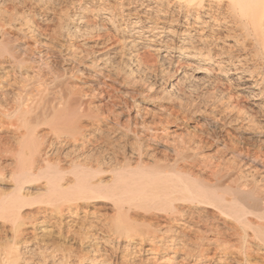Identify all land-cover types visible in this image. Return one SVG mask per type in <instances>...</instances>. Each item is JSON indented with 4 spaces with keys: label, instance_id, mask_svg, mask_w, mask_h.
I'll return each mask as SVG.
<instances>
[{
    "label": "bare ground",
    "instance_id": "obj_1",
    "mask_svg": "<svg viewBox=\"0 0 264 264\" xmlns=\"http://www.w3.org/2000/svg\"><path fill=\"white\" fill-rule=\"evenodd\" d=\"M7 1L0 0V65L8 64L13 70L0 77V182L10 181L11 189L6 186L4 189L9 191L0 189V220L11 224L9 227L13 233L10 239H4V245L0 244V264H24L23 260L28 261L26 252L33 254V258L37 256L34 264H74L70 258L77 255L72 256L75 253L73 246L76 245L61 241L60 236H57L59 240L56 236L52 238V233L48 234L52 239H46V235L34 248H22L25 241L20 238L25 224L23 210L35 204L42 208L41 205H49L54 208L52 212L57 213H54L57 217L64 215L66 209L73 215V210L80 207L81 201L90 200L113 203L115 215L101 221L98 227L100 233L94 226L95 231L92 228L88 230L91 226H87L84 223L85 217H82L84 221L79 226L83 236L89 234L94 240L101 238L103 242L108 240L114 244V241L124 238L128 241L125 247L132 242H138L140 247L148 244L146 250L152 254L147 258L152 262L149 264H156L161 258L169 262L176 261L180 254L181 259L178 260L181 262L178 264H210L213 256H217L216 264H264V184L261 185L264 174V139L258 138V142L252 144L253 147L234 145V139L232 143L226 142L225 146L232 144L228 154L241 162L233 168L225 167L221 161L214 163L204 158L199 160L201 154H206L201 153L204 146H200L199 141L185 143L191 154L175 148L177 155H171L168 153L171 147L166 145L169 141L163 144L157 139L159 116L152 107L156 94L151 87L145 89L147 93L143 99L124 98L119 99L121 102L118 103L111 99H118L119 96L116 98L114 92L104 89L110 88L112 82L97 78L100 90L96 88L97 91L92 95L87 92L85 96L74 95L71 82L55 73L57 71L52 70L54 66L51 68L53 57L51 59L50 55L53 51L49 54L48 47L47 50L44 48L45 51L39 49L44 42L32 24L34 21L27 16L22 23H17L18 18L8 16L12 12L7 10L9 4L7 9L2 6ZM57 2L37 0L42 7H52L53 4L54 8ZM78 3L76 9L72 7V11H68L70 5L65 11L64 8L58 10L59 13L68 11L61 17L56 14L60 18L59 25L55 23L60 27V37L64 33L77 38L82 35L87 37L85 35L96 32L104 37L103 43L108 49L120 43L117 47L113 46L110 52L97 55L93 64L101 60L107 66L106 70L110 71V68L116 66L114 63L120 62L126 79L132 82L137 77L145 78L146 71L157 68V60L161 65L169 67H163L166 71L178 70L177 66L185 67L187 70H183L182 74L188 79V91H193L194 87L199 90L200 83L207 84L212 90H208L206 85V93L211 91L213 95H210L214 96L215 102L234 110L240 109L238 114H243V120L250 123L256 121L254 113L264 111V0H195V4L193 0H81L79 6ZM35 5L33 7L37 8ZM95 10L102 15L96 17L98 21L91 22L92 19L87 18L84 12L93 15ZM54 20L51 19V22ZM28 34L33 40L32 45L27 42ZM43 36L46 38L45 33ZM101 46H104L102 42ZM47 69L50 71L48 77ZM163 74L162 77L165 71ZM181 78H178L180 80L177 84H170L173 86L170 91L166 90L167 94L173 92L171 89L176 88L175 85L185 86L187 80ZM57 87L60 88L57 90ZM97 92L99 96H96ZM88 94L92 97L87 98ZM103 94H108V98H102ZM243 95L252 105H241ZM95 97L99 98L95 100ZM161 112L164 117L165 113ZM168 122L169 119H166L160 123L165 125ZM257 122L263 124L264 118ZM250 126L248 123V128ZM166 127H163L164 133L167 132ZM190 157L198 159L199 165L191 163L194 166L188 169L181 162ZM228 179L232 182L227 184ZM161 218L164 222L160 221ZM76 221L71 222L72 225ZM99 242L95 241L93 245L99 246ZM119 246V243L115 247L111 245L113 248ZM105 254L108 256V251ZM97 259L98 256H93L89 264H95ZM78 263L82 264L80 260Z\"/></svg>",
    "mask_w": 264,
    "mask_h": 264
},
{
    "label": "rangeland",
    "instance_id": "obj_2",
    "mask_svg": "<svg viewBox=\"0 0 264 264\" xmlns=\"http://www.w3.org/2000/svg\"><path fill=\"white\" fill-rule=\"evenodd\" d=\"M20 0H8L7 2H9V3H4V5L2 4V6L3 7H5V9H7L6 7L8 6L7 4H9V7H8V11H12V12H10L9 14H8V16H10V17H12L13 19H16V18H18V20H17V23H22L24 20H26V18H28L27 16H29V18H30V20L33 22L32 24H34L35 25V27L37 28L36 29V31L40 34V38L43 40V42H44V44H41L40 46H39V49L41 50L42 49V51H45V49L48 47L49 48V54L51 53V59H52V57H53V59H52V61H54V63H56V64H54L52 61H51V68L54 66V68L56 69H54V68H52V70L53 71H57V72H55V73H58L59 75H62V79L63 80H67V81H69V82H71V85H70V87L72 88V90H73V94L74 95H87V93H89L90 95H92L91 93H94V92H96L97 90H96V88H98L99 89V80H106L107 82L108 81H111L112 82V86L110 87L111 88V90H110V88H107V87H103L104 89H106V91H112V92H114V96L116 97V98H118L117 96H119V98L118 99H111V100H113V101H116V102H118V103H120L121 101L119 100V99H124L125 98V100H131V98L132 97H137V98H141V99H143V95H145L147 92H146V90L145 89H148V88H152V91L153 92H155V94H156V99H154V105H152V107H154V112H155V114L157 115V117L159 116V118H157V121H158V123H157V126H156V128L158 127V132H157V135H158V138L157 139H159L158 140V142H160V143H163V144H166L167 143V141H169L168 142V144H166V145H168L169 147H171V149L168 151V153H171V155H173V156H175V155H177V152H176V150H175V148H178V151H179V149H180V152H181V150L183 151V153H188V154H191V150H187L186 149V146L187 145H185V143H191L193 140L194 141H199V142H201V144H199L200 146H204L203 148H202V150H201V153H206V154H201L200 156L201 157H199L200 159L199 160H201V158H204L206 161H212V162H214V163H219L220 161L221 162H224V164L226 165L225 167H227V166H229V168H233V166L234 165H240L241 164V162L240 161H238L237 159H235L234 157H231L232 155H230V154H228V152H229V150H230V147L232 146V142H231V140L232 139H234L235 140V142L233 143L234 145H243V144H245V146H247L248 145V147H253V143H255V142H258V138H262V139H264V123L263 124H259L257 121H258V119H261V118H264V111H262V112H256V113H254L255 115H254V118H255V120L256 121H254L253 123H250V122H248V120H243V114H238V112H240V109H237V108H235V110L232 108V107H230V108H228V107H225V105L223 106V104H221V103H219V102H215V99H214V96L212 97L211 95H213V94H211V91H210V93L208 92V93H206L208 90H212V89H210V87L208 88V90H207V88H206V85H204L205 83H200L201 85H200V87L202 88H200V87H198L199 86V84H197V86L196 87H198V89L199 90H195V89H197V88H195L194 87V90L193 91H188L189 89H188V84H189V82H188V79H186V77H184L185 75L184 74H182V73H184V71H186L187 70V68H185V67H176V68H178V70L176 69V70H168V71H166L167 69H169V67L167 66H165V65H161V62L159 61V60H157V62H155V66H157V68L155 67V69H150V70H148V71H146V75H145V73H144V75L147 77H145V78H142V77H137V79H136V81H128L127 79H126V77H125V74H124V71L122 70V65L121 64H119L118 62L117 63H114V64H116V66H114V68H110V71H107L106 69H107V66H105L104 65V63L103 62H101V60H100V62L98 63V62H96L95 64H93V62L92 61H94V60H97V58H98V56H100V55H102V54H104L105 52H110V50H112V47L114 46V47H117V46H119L120 45V43H118V44H115V45H113L110 49H108L107 48V46H105V44L103 43L104 42V37L103 36H100V34L99 33H96V32H94V34L92 33V35H94L93 37H91L92 35H85V36H87V37H83V35L82 34H80V35H82V36H79L78 38L76 37V36H69V35H66V33H64V36L63 35H61V37H60V35H58L60 32V27L59 26H56V25H59V21H58V19H60L59 17H61L64 13H66V12H68V11H72L74 8H75V6H77V3L79 2L80 3V1L81 0H76V2L74 1V3L72 2L73 0H65V1H63V0H58V4H54V8H53V4H52V7L49 5V6H44V7H42V5L41 4H38L37 3V0H25V3H24V0L22 1L21 0V2H19ZM28 1V2H27ZM36 1V2H35ZM63 1V3H60V2H62ZM15 2V3H14ZM23 2V3H22ZM37 3L36 5H35V3ZM68 2V3H67ZM71 4H70V3ZM79 3H78V6H79ZM15 4H17V5H15ZM35 5V7H37V8H34L33 6ZM10 5H12V6H10ZM70 5V6H69ZM56 6V7H55ZM70 8H69V7ZM41 7V9H38V8H40ZM49 7V8H48ZM51 7V8H50ZM68 7V11H66V12H61V13H59L58 12V10H63V8H64V10L63 11H65L66 10V8ZM72 7H74V8H72ZM10 8V9H9ZM44 8V9H43ZM58 8V9H57ZM72 8V9H71ZM43 9V10H42ZM49 9V10H48ZM52 9V10H51ZM76 9V8H75ZM34 10V11H33ZM56 12V13H54V11ZM16 11H18V12H16ZM31 11L33 12V13H31ZM44 12V14H42L43 12ZM51 11V12H50ZM96 11V10H95ZM95 11H93V15H91V13L90 12H88V11H86V12H84V15H86V17L88 18L89 17V19L91 20V22H94V21H98V18L99 17H101V13H99V12H95ZM19 12H20V16H21V18H20V16H18L19 15ZM38 12V13H37ZM58 12V13H57ZM95 12V13H94ZM12 13V14H11ZM14 13V14H13ZM26 13H27V15H26ZM30 13V14H29ZM45 13H47V14H45ZM88 13V14H87ZM23 16H22V15ZM35 14H37V15H34ZM51 14V15H50ZM52 14H53V18L56 20H54L53 18H52ZM55 14V15H54ZM56 14L59 16H56ZM61 14V15H60ZM94 14H95V17H94ZM101 14V15H100ZM33 15V16H32ZM40 15V16H39ZM100 15V16H99ZM14 16H16V17H14ZM18 16V17H17ZM38 16V17H37ZM43 16V17H42ZM98 16V18H96ZM41 17V18H40ZM48 17V18H47ZM25 18V19H24ZM32 18H33V20H32ZM35 18V19H34ZM45 18V19H44ZM47 18V19H46ZM52 19V21L54 20V22H51V19ZM21 19V20H20ZM37 19V20H36ZM50 20V21H49ZM35 21L38 23L39 22V24L42 26H40L39 24H38V27L36 26V24L37 23H35ZM48 21V22H47ZM46 22V23H45ZM58 22V23H57ZM49 23V24H48ZM55 23H57L56 25H55ZM61 24V23H60ZM40 26V27H39ZM44 26H45V28H46V26H47V29H45L44 28ZM52 27V29L50 28V27ZM56 27V28H55ZM40 28V29H39ZM53 28H55V30H53ZM50 30V32L51 31H53L51 34H50V32H48L49 30ZM56 29L58 30L57 32H56ZM40 30H42V31H40ZM47 30V31H46ZM43 31H46V32H43ZM59 32V33H58ZM45 33V36H46V38L43 36V34ZM82 33V32H81ZM61 34H63V33H61ZM97 34H99V35H97ZM63 36V37H62ZM65 36H69L70 38H68V37H65ZM89 36V37H88ZM49 37V38H48ZM54 37V38H53ZM72 37H73V39H72ZM53 38V39H52ZM68 40H67V39ZM82 38H84V39H82ZM85 38H87V39H85ZM94 38V39H93ZM27 39V42L30 44V45H32L33 44V40L32 39H30V34H28V37L26 38ZM26 39L25 38H23V40L24 41H26ZM30 39V40H29ZM51 39V40H50ZM56 39V40H55ZM58 39H59V41H58ZM21 40V39H20ZM102 40V41H101ZM22 41V40H21ZM59 42V43H57V42ZM70 41L71 42H73V43H70ZM95 41H98L100 44H99V48H98V42H95ZM46 42H47V44H46ZM49 42V43H48ZM63 43V46H60V45H62V43ZM101 42H102V45H104V46H101ZM53 45H55V46H53ZM113 43V42H112ZM73 44V45H72ZM45 46V47H42V46ZM52 45V46H51ZM67 45H69L68 47H67ZM72 45V46H71ZM91 45V46H90ZM96 45V46H95ZM71 46V47H70ZM75 46V47H74ZM77 46V47H76ZM91 47V49H90V47ZM58 47V48H57ZM79 47V48H78ZM105 47H106V49H105ZM34 48V47H33ZM36 48V47H35ZM45 48V49H44ZM59 48H61V49H59ZM69 48H71V49H69ZM81 48H82V50H81ZM104 48V49H103ZM87 51H86V50ZM98 49V50H97ZM101 49H102V51H101ZM47 50V49H46ZM85 50V51H84ZM109 50V51H108ZM92 51V52H91ZM60 53V54H59ZM71 53V54H70ZM54 54H56V55H53ZM58 54V55H57ZM81 54V55H80ZM95 54V55H94ZM69 55H71V56H69ZM73 55V56H72ZM98 55V56H97ZM64 56V57H63ZM58 59V60H56V58ZM93 57V58H92ZM89 58V59H88ZM96 58V59H95ZM55 59V60H54ZM56 61V62H55ZM53 63V64H52ZM74 63H76V64H74ZM77 64H78V66H77ZM87 64V65H86ZM120 67H119V66ZM101 66V67H100ZM118 66V67H117ZM165 66V68H167V69H163V67ZM5 67V68H4ZM79 67V68H78ZM97 67H99L100 68V70L102 69V70H104L103 72V74H102V70L100 71L99 70V68H97ZM117 67V68H116ZM153 67V68H154ZM120 68V69H119ZM73 69V70H72ZM84 69V70H83ZM157 69V70H156ZM160 69V70H159ZM181 69V70H180ZM12 71L13 69L11 68V66L10 65H8V64H4V65H0V77H3V76H5V74L8 72V71ZM59 70V71H58ZM113 72H112V71ZM117 70V71H116ZM162 70V71H161ZM184 70V71H183ZM47 71V73L48 74H46V76L48 75H50L49 73H50V71L47 69L46 70ZM62 71V72H61ZM100 71V72H99ZM121 71V72H120ZM164 71H165V76L164 77H162L164 74ZM74 72V73H73ZM121 73V75H120V73ZM149 72V73H148ZM154 72H156V73H154ZM174 72V73H173ZM177 72V73H176ZM46 73V72H45ZM106 73V74H105ZM110 73V74H109ZM123 73V74H122ZM153 73V74H152ZM166 73H168V75L166 74ZM176 73V74H175ZM151 74V75H150ZM162 74V75H161ZM69 75V76H68ZM92 77H91V76ZM105 75V76H104ZM148 75L150 76V77H148ZM154 75V76H153ZM157 75H158V77H157ZM47 76V77H48ZM79 76V77H78ZM108 76V78H106L105 79V77H107ZM124 76V77H123ZM174 76V77H173ZM179 76V77H178ZM69 77H71V78H69ZM96 77V78H95ZM100 77V78H99ZM109 77H112V78H114V79H112V78H109ZM180 77H182L181 79H183L184 78V80L186 79L187 80V83H185V81H183L185 84V86L184 87H179L180 85L182 86L183 84H178L177 86L175 85V87L176 88H178V89H176V88H174V89H171V90H173V92H169V94H167L166 92V90H168V91H170V88H172V86L173 85H170V84H174V83H176L177 81L179 82V80L180 79H178V78H180ZM97 78L99 79V80H97ZM139 78H142V79H144V80H142V79H139ZM150 78H151V81H150ZM163 78H165V79H163ZM168 78V79H167ZM81 81H80V80ZM82 79H83V81H82ZM109 79V80H108ZM147 79V81H145ZM148 79H149V81H148ZM173 79V80H172ZM154 80V81H153ZM162 82H161V81ZM77 81V82H76ZM86 81V82H85ZM114 81V82H113ZM124 81V82H123ZM139 83H138V82ZM164 81V82H163ZM166 81L168 82V84L166 83ZM129 82V83H128ZM142 82V83H141ZM152 82H155V83H153L152 84ZM172 82H174V83H172ZM177 82V83H178ZM183 82H181V83H183ZM76 83V84H75ZM109 83V82H108ZM117 83V84H116ZM150 83V84H149ZM165 83V84H164ZM176 83V84H177ZM243 83V82H242ZM143 84V85H142ZM167 84V85H166ZM82 85V86H81ZM98 85V86H97ZM117 85L119 86L118 88H117ZM125 85H126V87H125ZM139 85H141V86H139ZM150 85V86H149ZM155 85V86H154ZM165 85H166V87H165ZM80 86V87H79ZM97 86V87H96ZM131 86V87H130ZM135 88H133V87ZM163 86V87H162ZM170 86V87H169ZM202 86H205V88H206V90H205V88H203ZM74 87V88H73ZM78 87V88H77ZM60 87H57V90L59 89ZM95 88V89H94ZM162 88V89H161ZM181 88H186V89H181ZM113 89V90H112ZM123 91H122V90ZM159 91H158V90ZM100 90V89H99ZM98 90V91H99ZM137 90V92H135V91ZM139 90V91H138ZM157 91V93H156V91ZM178 90V91H177ZM187 90V91H186ZM116 91V92H115ZM165 91V92H164ZM195 91H197V92H195ZM76 92V93H75ZM87 92V93H86ZM121 94H119V93ZM127 92V93H126ZM138 92H139V94H138ZM235 93H236V91H234ZM158 93H159V95H158ZM163 93V96H161V94ZM173 93H175V95L173 94ZM187 93V94H186ZM191 93H192V95H191ZM89 94H88V97L87 98H90V97H92V96H89ZM99 93L97 92V95L96 96H99L98 95ZM116 94V95H115ZM164 94H166V95H164ZM199 94H201V95H199ZM211 94V95H210ZM104 96H101L102 98L103 97H106L107 96V98H108V94H103ZM123 95V96H122ZM136 95V96H135ZM178 95V96H177ZM183 95V96H182ZM184 95H185V98H184ZM189 96V99H188V96ZM191 95V96H190ZM194 95V96H193ZM203 95V96H202ZM207 95V96H206ZM209 95V96H208ZM125 96V97H124ZM160 96H161V98H160ZM165 96H166V98H165ZM174 97V98H176V100L173 98H171V100H170V97ZM182 96V97H181ZM195 96H197V97H195ZM211 96V97H210ZM179 97H181V98H183V99H180ZM202 97V98H201ZM205 97V98H204ZM207 97V98H206ZM99 98V97H98ZM97 97H95L94 99L95 100H97L98 99ZM146 98V97H145ZM168 98V99H167ZM196 98V99H195ZM211 98V99H210ZM241 98H242V100L244 101H241L242 102V104L241 105H243V104H250V105H252L251 103L252 102H247V100H246V98H245V96L243 95V96H241ZM245 98V99H244ZM161 101H160V100ZM180 100V101H177V100ZM205 99V100H204ZM214 99V100H213ZM166 100V101H165ZM177 101V102H175V101ZM194 100V101H193ZM201 100V101H200ZM208 100H210V101H208ZM165 101V102H164ZM156 102V103H155ZM179 102V103H178ZM188 102V103H187ZM208 102V103H207ZM210 102H211V104H210ZM161 105H160V104ZM186 103H187V106H186ZM216 103V104H215ZM145 104V103H144ZM164 104V105H163ZM177 104V105H176ZM193 104V105H192ZM205 104V105H204ZM208 104V105H207ZM218 104H220L221 105V107H220V105H218ZM159 105V106H158ZM166 105V106H165ZM190 105V106H189ZM163 106H164V108H163ZM174 106V107H173ZM177 106V107H176ZM222 106H223V108H222ZM160 107V108H159ZM162 107V108H161ZM171 107V108H170ZM207 107V108H206ZM169 108V109H168ZM172 108H174V109H172ZM191 108V109H190ZM195 108V109H194ZM159 111V113H158V111ZM162 109V110H161ZM211 109V110H210ZM215 109V110H214ZM224 109V110H223ZM172 110V111H171ZM175 110V111H174ZM178 110V111H177ZM200 110V111H199ZM220 110V111H219ZM234 112H233V111ZM161 111H163L164 113H165V115H164V117L162 116L163 115V113L161 112ZM237 111V112H236ZM229 112V113H228ZM178 113V114H177ZM232 113V114H231ZM261 113V114H260ZM228 114V115H227ZM238 114V115H237ZM258 114H260V115H258ZM176 115V116H175ZM240 115V116H239ZM241 115H242V117H241ZM257 115H258V117H257ZM225 116V117H224ZM162 117V118H161ZM173 117V118H172ZM161 119H163V120H161ZM168 120L169 119V122L168 123H165V125L163 124V125H161V121H165V120ZM171 119V120H170ZM177 119V120H176ZM235 119H237V120H235ZM240 119V120H239ZM239 120V121H238ZM230 121V122H229ZM242 121H244L243 123H242ZM246 122H248L249 123V126L250 125H252V127H254V129L253 128H251V126L248 128V123H246ZM172 123V124H171ZM177 123V124H176ZM175 124H176V126H175ZM228 124H230V125H228ZM245 124H247V125H245ZM179 125V126H178ZM240 125H241V127H240ZM164 126H168V127H166V128H168L167 129V132L166 133H164L163 132V127ZM239 126V127H238ZM247 127V128H246ZM259 127H260V129L261 130H259ZM244 128L246 129V130H244ZM256 128H258V130H256ZM249 129V130H248ZM253 129V130H252ZM162 130V131H161ZM260 131V132H259ZM161 132V133H160ZM169 132V133H168ZM174 132V133H173ZM162 133H164L163 135H162ZM170 133H172V135L170 134ZM186 133V134H185ZM260 133V134H259ZM169 134V135H168ZM173 134H175V135H173ZM263 134V135H262ZM180 135H182V137L180 136ZM162 136V137H161ZM170 136V137H169ZM160 137V138H159ZM164 137V138H163ZM201 137V138H200ZM231 137V138H230ZM162 138V139H161ZM166 138H168V139H166ZM177 138V139H176ZM193 138V139H192ZM171 141H170V140ZM173 139H175L174 141H173ZM190 139H191V141H190ZM242 139V140H241ZM257 139V140H256ZM165 140V141H164ZM227 140V141H226ZM190 141V142H189ZM243 141V142H242ZM171 142V143H170ZM174 142V143H173ZM176 142V143H175ZM180 142H181V144H180ZM184 142V143H183ZM226 142L228 143V142H231L230 144H228L227 146H225V144H226ZM236 142L238 143V144H236ZM264 142V141H263ZM170 143V144H169ZM219 143V144H218ZM247 143H249V144H247ZM172 144V145H171ZM204 144V145H203ZM264 144V143H263ZM175 145V146H174ZM176 145L178 146L179 145V147H176ZM181 145V146H180ZM184 145H185V147H184ZM224 145V146H223ZM230 145V146H229ZM244 146V145H243ZM185 148L184 150H183V148ZM255 150H258V148H254ZM226 150V151H225ZM211 152V153H210ZM213 156H212V155ZM203 155V156H202ZM217 157H216V156ZM209 156H210V158H209ZM214 156H215V158H214ZM227 156V157H226ZM218 157H219V159H218ZM233 158V160H231ZM214 159V160H213ZM218 159V161H216ZM220 159H222V160H220ZM235 159V160H234ZM199 160L198 159H194V157H190L189 159H187L186 161H182L181 162V164H185L184 166L186 167V168H192L194 165H199L198 163H199ZM236 160H237V162H236ZM210 161V162H211ZM191 163H193V164H191ZM227 164H229V165H227ZM202 166V165H201ZM260 171H262V170H260ZM263 180L261 181V185H263L264 184V174H263ZM6 182L7 183H5V182H0V189H4V187L5 188H9V190L11 189L10 187H11V182L10 181H7L6 180ZM10 182V183H9ZM232 182V180L231 179H228V180H226V183L228 184V183H231ZM8 189H4V191H7ZM8 190V191H9ZM90 203H92L91 205H90ZM102 204V205H101ZM112 204L113 203H111V202H109V201H93V200H90V201H81L80 202V207H82V208H77V209H75V210H73V211H75L74 213H73V215H72V213L71 212H68L69 211V209H66V207H64L66 210L64 211V215H62V216H58L57 217V213H55V212H52V210L54 209L52 206H49V205H41V206H43V208L42 207H39V205H37V204H35V205H32V206H27L24 210H23V215H24V222H25V224L22 226V229H23V231L22 232H24V233H22L21 234V239L22 240H24L25 239V241H24V245H23V249H25V248H27V247H25V246H28V248L29 249H32V247L34 248V245L35 244H37L41 239H43V238H46V235H47V238L46 239H48L50 236H48V234L50 233H52L51 235V237L52 238H54L55 236V238L56 239H58L59 237H57V236H60V240L62 241V240H64V242L65 241H67V243L68 244H70L71 242L73 243V245H76V246H73V245H71V246H73V252H75V253H73V255L72 256H75L76 254V257H71L70 258V260H71V262L73 263L74 262V264H77V262L80 260L81 262H82V264H83V262H84V264H89V261L93 258V256H98V259L95 261V264H126V262H127V264H149V262H151V260L150 259H147V258H149V257H151L152 256V254H150V252H148L146 249V247H148L149 245L148 244H144L142 247H140V244L138 243V242H132V243H130L129 244V246L127 247H125V245L126 244H128V241H127V239H124V238H121L119 241L117 240V241H114L115 242V244L112 242V241H110V242H108V240H105V241H107L106 243H105V241L103 242L102 241V239L101 238H99V240H94L93 239V237H90L89 236V234L88 235H85V236H83V233L82 232H80L81 231V228H80V226H82L81 224H83V218L85 219V221H84V223H86V225L87 226H91V227H88L87 229L88 230H90V228H92L91 230H96L98 227H100L101 226V221H103L104 222V220H105V218H109V217H112V216H114L115 215V210L113 209V207H112ZM107 206V207H106ZM108 206H110V207H108ZM39 207V208H38ZM44 207L46 208V210H47V212H46V210L44 209ZM105 207V208H104ZM29 208V209H28ZM36 208H38V209H40V210H37ZM51 208V209H50ZM86 208V209H85ZM34 209V210H33ZM83 209V210H82ZM97 209V210H96ZM26 210V211H25ZM68 210V211H67ZM77 210V211H76ZM85 210H87V211H85ZM28 211V214L26 213ZM35 211V212H34ZM51 211V212H50ZM71 211V210H70ZM90 211V212H89ZM99 211L101 212V213H99ZM39 213V215H38V213ZM41 212V213H40ZM45 212V213H44ZM49 212L50 213H52V215L51 214H49ZM77 212V213H76ZM92 212H94V213H92ZM104 212V213H103ZM105 212H107V213H105ZM30 213V214H29ZM33 213H35V214H33ZM57 214V215H55V214ZM75 213H76V215H75ZM99 213V214H98ZM25 214H27V215H25ZM36 214H37V216H36ZM54 214V215H53ZM70 214V215H69ZM104 214V215H103ZM106 214V215H105ZM31 217H30V216ZM80 217H79V216ZM26 216V217H25ZM55 216V217H54ZM86 216H88V217H86ZM100 216V217H99ZM101 216H103V217H101ZM32 217H34V218H32ZM37 217V218H36ZM83 217V218H82ZM97 217V218H96ZM59 218V219H58ZM73 218V219H72ZM89 218V219H88ZM99 218H100V220H99ZM101 218H102V220H101ZM141 218V217H140ZM93 219V220H92ZM97 219V220H96ZM39 220V221H38ZM68 220V221H67ZM74 220L76 221V223H74L75 225H77L78 226V228H77V226H75L74 224L72 225V223L74 222ZM80 222H79V221ZM83 220V221H82ZM2 220H0V244H2L3 242H5V240L4 239H10L9 237H11L12 236V233H13V231H12V228H10L11 227V224L9 223V222H4V221H2L3 222V224H2V222H1ZM88 221V222H87ZM92 221V222H91ZM95 221V222H94ZM97 221H99V222H97ZM161 222H164L163 221V219L161 218V220H160ZM36 222V223H35ZM72 222V223H71ZM82 222V223H81ZM91 224H90V223ZM33 223H35V224H33ZM59 223H60V225H59ZM71 223V224H70ZM88 223H89V225H88ZM93 223H95L94 225H93ZM96 223H100V224H96ZM2 224V225H1ZM5 224V225H4ZM10 224V225H9ZM37 224V225H36ZM79 224H80V226H79ZM100 225V226H99ZM202 225H204V223H202ZM10 226V227H9ZM43 226V227H42ZM74 226V227H73ZM93 226L96 228V229H94L93 228ZM97 226V227H96ZM44 227H45V230H44ZM11 229V230H7V229ZM34 228V229H33ZM48 228V230H46ZM78 230H77V229ZM80 228V229H79ZM5 229V231H6V233H5V231H3ZM49 229H50V232H49ZM25 230H26V232H25ZM31 230V231H30ZM33 230V231H32ZM47 231V232H44V233H42L43 231ZM53 230V231H52ZM38 231V232H37ZM61 231V232H60ZM78 231V232H77ZM96 231H98L99 233H100V231H101V229L100 228H98V230H96ZM34 232V233H33ZM42 233V235L40 234V236H39V234H37V233ZM54 232V233H53ZM76 232V233H75ZM4 233V234H3ZM30 233V234H29ZM36 233V234H35ZM46 233V234H45ZM75 233V234H74ZM78 233V234H77ZM8 236H7V235ZM45 234V235H44ZM49 234V235H50ZM56 234V235H55ZM63 234V235H62ZM1 235H2V237H1ZM4 235H5V238H4ZM26 236V238L27 239H29V240H27L26 238H25V236ZM36 235V236H35ZM106 234L104 233V235L103 236H105ZM27 236H29V237H27ZM31 236V237H30ZM34 236V237H33ZM39 236V237H38ZM42 236H45V237H42ZM63 236V237H62ZM64 236H65V238H66V240L64 239ZM42 237V238H41ZM50 237V238H51ZM76 237V238H75ZM80 237H82L81 238V241H80ZM51 238V239H52ZM62 238V239H61ZM84 238V239H83ZM89 238H91V239H89ZM85 240V241H83V240ZM35 241V242H33V241ZM59 240V239H58ZM94 240V241H93ZM102 241V242H99V241ZM87 241V242H86ZM90 241V242H89ZM95 241H97V242H99V246H95V245H93L94 243H95ZM25 242L27 243V244H25ZM31 242V243H30ZM79 242V243H78ZM82 242H84V243H82ZM89 242V243H88ZM121 242V243H120ZM71 243V244H72ZM111 243H113V244H111ZM116 243H119V247L118 248H113V247H115V245H116ZM5 244V243H4ZM4 244H2V245H4ZM30 244V245H29ZM92 244V245H91ZM83 245V246H82ZM101 245V246H100ZM103 245L105 246V247H103ZM111 245L113 246V247H111ZM31 246V247H30ZM96 248V250L97 251H99V252H94V251H96L95 250V248ZM103 249H102V248ZM125 247V248H124ZM140 249H139V248ZM108 248V249H107ZM120 248V249H119ZM131 248V249H130ZM29 249H27V250H29ZM92 249V250H91ZM112 251H111V250ZM114 249H115V251H114ZM119 249V250H118ZM136 249V250H135ZM137 249H139V250H137ZM27 250H25V251H27ZM87 250V251H86ZM105 250V251H104ZM129 250V251H128ZM87 253H86V252ZM106 251H108V256L105 254L106 253ZM114 251V252H113ZM112 252H113V254H112ZM25 253V252H24ZM26 253H28V258H27V256H26ZM25 253V257H26V259L28 260V261H26L25 262V260H23L24 262V264H26V263H28V264H34L35 263V260L37 259V258H35V257H37V256H35L34 255V258H33V254H30L29 252H26ZM84 253V254H83ZM138 253V254H137ZM89 254V255H88ZM130 254V255H129ZM29 255H32V256H30L29 257ZM79 255V256H78ZM133 255V256H132ZM83 256V257H82ZM104 256H105V258H104ZM112 256H114V258L112 257ZM131 256V257H130ZM99 257H101V259L99 258ZM107 257V258H106ZM117 257V258H116ZM82 258V259H81ZM110 258V259H109ZM123 258H125V259H123ZM32 259V260H31ZM100 259V260H99ZM104 259H106V260H104ZM113 259V260H112ZM141 259V260H140ZM178 259L180 260L181 259V254H180V256H178ZM176 260V261H174V260H172V262H171V260H170V262H169V260H162V258L161 259H158V261L156 262V264H160L161 262V264H178V262H181V261H179V260ZM216 259H217V256H213L212 258H211V261H210V264H216L217 262H216ZM30 260H31V263H30ZM99 260V261H98ZM109 260H111V261H109ZM123 260V261H122ZM129 260V261H128ZM159 260H161V261H159ZM22 261V260H21ZM113 261V262H112ZM135 261V262H134ZM34 262V263H33ZM98 262V263H97ZM147 262V263H146ZM152 263V262H151ZM79 264V263H78ZM81 264V263H80Z\"/></svg>",
    "mask_w": 264,
    "mask_h": 264
},
{
    "label": "snow or ice",
    "instance_id": "obj_3",
    "mask_svg": "<svg viewBox=\"0 0 264 264\" xmlns=\"http://www.w3.org/2000/svg\"><path fill=\"white\" fill-rule=\"evenodd\" d=\"M193 4H195V0H193Z\"/></svg>",
    "mask_w": 264,
    "mask_h": 264
}]
</instances>
